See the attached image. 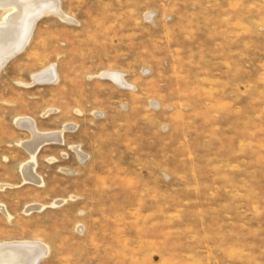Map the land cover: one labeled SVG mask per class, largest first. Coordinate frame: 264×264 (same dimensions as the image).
<instances>
[{
	"label": "rangeland",
	"instance_id": "1",
	"mask_svg": "<svg viewBox=\"0 0 264 264\" xmlns=\"http://www.w3.org/2000/svg\"><path fill=\"white\" fill-rule=\"evenodd\" d=\"M58 1L0 72V242L38 264H264V0ZM20 117L72 126L41 183Z\"/></svg>",
	"mask_w": 264,
	"mask_h": 264
},
{
	"label": "bare ground",
	"instance_id": "2",
	"mask_svg": "<svg viewBox=\"0 0 264 264\" xmlns=\"http://www.w3.org/2000/svg\"><path fill=\"white\" fill-rule=\"evenodd\" d=\"M60 4L58 0H0V8L6 10V14L0 19V72L9 62L8 59L20 53L30 42L35 22L41 14H47V12L62 14ZM111 76L122 84L123 75L113 73ZM37 77L44 80L58 79V75L52 67L38 73ZM18 121L21 126L27 128L32 134V139L24 144L30 154V160L22 165L21 172L24 180L34 182L39 179L35 174V166H37L36 163L38 164L37 156L41 148L51 141L62 142L65 130L72 129V126L68 124L59 131L41 132L36 120L30 117H20ZM76 149L80 157L83 156L78 147ZM40 179L36 181L41 183ZM4 187V184H0V188ZM30 241L6 240L0 242V264H38L42 252Z\"/></svg>",
	"mask_w": 264,
	"mask_h": 264
},
{
	"label": "water",
	"instance_id": "3",
	"mask_svg": "<svg viewBox=\"0 0 264 264\" xmlns=\"http://www.w3.org/2000/svg\"><path fill=\"white\" fill-rule=\"evenodd\" d=\"M10 59H12V57H11V58H9V59H8V61H9Z\"/></svg>",
	"mask_w": 264,
	"mask_h": 264
}]
</instances>
